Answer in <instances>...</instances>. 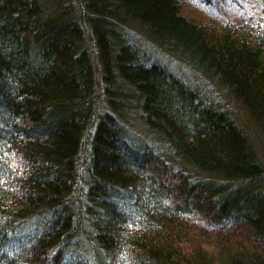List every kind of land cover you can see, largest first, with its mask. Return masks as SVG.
Segmentation results:
<instances>
[{
	"label": "trees",
	"instance_id": "obj_1",
	"mask_svg": "<svg viewBox=\"0 0 264 264\" xmlns=\"http://www.w3.org/2000/svg\"><path fill=\"white\" fill-rule=\"evenodd\" d=\"M79 3L62 16L0 0V264H264V160L248 132L122 28L222 89L264 140V25L215 31L180 0ZM99 68L120 84L106 112Z\"/></svg>",
	"mask_w": 264,
	"mask_h": 264
},
{
	"label": "rangeland",
	"instance_id": "obj_2",
	"mask_svg": "<svg viewBox=\"0 0 264 264\" xmlns=\"http://www.w3.org/2000/svg\"><path fill=\"white\" fill-rule=\"evenodd\" d=\"M40 4L41 7L47 8V10L50 11L54 10L62 16L77 14L80 10L79 0H40ZM180 4L182 15L198 23H203L215 29V31H220L225 25L230 26L231 24L235 27L255 23L264 25V0H180ZM122 28L127 39L135 46L144 50L145 53H148L153 59L161 60L168 68L182 72L186 79H188L187 76L191 77L192 75L193 78L195 76L194 80H196L202 88L209 90L212 97L216 99V103L218 102L224 109L227 108L232 111L234 117L240 121L244 130L248 132L258 157L264 160V140L262 134L259 132V129L255 128L251 120L248 119L247 114L241 108L234 105L222 89L208 83L207 80L203 77L201 78L194 69L188 68L181 61H178L177 58L172 56L169 51L167 52L164 48L155 44L142 27L136 24L125 23ZM100 68L97 69L98 104H100L99 112H106L111 109L109 104H107L108 98L114 97V99H116L114 92L117 89V85L119 86L120 84L115 85L116 82H114L115 84L109 83L106 75L101 72ZM117 82L120 83L119 80ZM133 111V113H135L136 110ZM134 115H136V113ZM126 121L137 133H146V126L143 124L142 119L139 118L136 120L129 111L126 116ZM174 158L183 166L181 168L186 170L190 177H195L193 174L194 172L185 162H179L176 156H174Z\"/></svg>",
	"mask_w": 264,
	"mask_h": 264
}]
</instances>
